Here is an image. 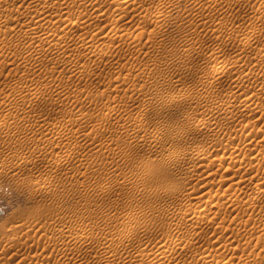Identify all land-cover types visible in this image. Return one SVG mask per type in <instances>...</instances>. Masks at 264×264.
Instances as JSON below:
<instances>
[{
    "label": "rangeland",
    "instance_id": "374dc122",
    "mask_svg": "<svg viewBox=\"0 0 264 264\" xmlns=\"http://www.w3.org/2000/svg\"><path fill=\"white\" fill-rule=\"evenodd\" d=\"M68 1L66 18L82 19L84 0ZM96 1L112 10L124 5ZM4 3L0 19L27 13L30 20L51 0ZM60 10L56 4L52 14ZM109 21L92 14L66 34L77 42L80 33L100 30L96 44L108 49L92 57L80 55L76 43L66 54L48 43L34 53L38 41L9 35L13 56L0 57V264H20L2 255L7 234L27 241V261L49 255L56 234L44 249L29 247L45 229L56 233L57 219L66 226L58 240L66 262L149 264L156 245L178 239L189 246L177 253L187 264L205 250L194 264H264V196L255 209L246 203L264 183V0H144L118 31ZM14 25L10 19L3 28ZM21 63L42 69L25 73ZM63 117L66 125L54 126ZM40 119L48 128L36 125ZM198 150L209 156L194 161ZM207 182V207L232 192L242 197L206 215L191 245V221L178 229L179 209L156 190ZM142 247L147 259L137 254ZM109 254L116 258L96 262Z\"/></svg>",
    "mask_w": 264,
    "mask_h": 264
},
{
    "label": "bare ground",
    "instance_id": "6f19581e",
    "mask_svg": "<svg viewBox=\"0 0 264 264\" xmlns=\"http://www.w3.org/2000/svg\"><path fill=\"white\" fill-rule=\"evenodd\" d=\"M1 1H4L6 3V6L10 5V0H0V2ZM37 1L38 0H26V2L29 5ZM95 1L96 0H84L83 8L85 10V14L82 17V19H78V20L66 18V10H63V8H66V6L68 5L69 3L68 0L67 1L64 0L62 3H58L56 0H51V3H49L48 5L42 6L41 12L38 15L32 16L30 20H27L28 19L27 13H22L21 15H18L14 18H10L6 16L4 19H0V57L1 56L3 57L4 55H5L4 57H7L6 53H8L7 55H9L10 53L9 57L13 56L15 49H14L13 39L10 38L9 35H17L21 38V37H25L26 34L30 42L38 41L36 47L33 49L34 53H37L39 49L44 46V44L48 43L51 45H55L58 48L57 50L58 54H61V53L66 54V50L73 43H76V48L79 51L80 55H88L89 57L97 56L98 54H101L102 52L108 49L107 46L96 44L102 38L100 30L94 29L93 31L89 33L88 32L80 33L78 35L79 40L77 42H75V35L68 39L66 37V34L73 33L74 31L81 29L90 19L92 14H94L97 18L110 19V21L108 22L110 26L109 30L118 31L119 30V24H118L119 20L124 18V16L126 15V13H128L130 8L134 7L137 4L142 3L144 0H122L124 2V5L122 7H117L114 10L111 9V5L106 7L103 4L101 5L99 3L100 4L99 5L95 3ZM116 1H120V0H115L114 2ZM56 4L59 5L61 10L59 12H55L54 14H52ZM10 19L14 22L15 25L10 27L9 31H6L3 28V26L8 21H10ZM134 31L137 32L138 28H136ZM13 63H14L13 58H11V60L7 61L5 67H7L10 71L14 68ZM18 68L19 70L24 71L26 73L32 68L36 70L42 69V64L38 63V64H32L31 66H29V63H21L18 65ZM2 69L5 70L4 67ZM15 75L16 74H13V80H14V77H16ZM7 79L9 81L12 80V78H7ZM16 80L17 79H15V81ZM27 89L28 88H26L25 90ZM1 90H0V103L2 102L3 98L6 97L5 94L1 93ZM26 95L27 93L21 94V98L24 99ZM37 97H39V95ZM1 123H2V120H0V124ZM48 124H49L48 121H46L45 119L36 120V125L40 127L41 129L48 128ZM54 124H55L54 126L58 125V126L64 127L66 125V118L65 117L56 118L54 121ZM181 153H184V151H182ZM206 153L204 150H198L195 153L193 160L199 161V160L204 159V157L206 156ZM203 172L206 173L205 174L206 178H209V176L207 175L208 173L207 170H203ZM207 184L208 182L205 185H203V187H201L200 189L193 188L190 191H183L174 185H171L164 189L162 188V189L156 190V193L160 195L162 198L163 197L165 198V196L167 197L166 198L167 201L165 202V205L167 207L172 208L173 210L179 209L178 212H174V214L176 215V217H174V220H176V222H173L175 223V226L178 229H180L179 224H184L183 220H185V223H187L188 220L191 221L190 226H192L193 231L191 233V236L189 237L190 240L188 238L187 241L185 242V243L190 242L191 245L194 244V240H193L194 232L199 224H201L202 222H205L204 219L206 215H209L210 213L217 214L220 212L223 206L233 205L235 200L240 199L242 197V194L232 192L227 197H224V196L220 197L215 205V209L213 207H207L206 202L201 201L203 199V196L205 195L212 197L211 195L212 189H208ZM180 195H183V197H179ZM261 196H264V183L258 182L254 185L252 193L247 197L246 203L248 204V207H250L251 209L257 208V202ZM198 198H201L200 201H196ZM188 206H192L191 211L188 213H181V211L186 209ZM54 225L58 226L55 229L56 233H54L53 230L45 229V232L40 234L39 238L29 247L30 250L37 251L39 246L43 245L42 249H44L46 248L44 246V242L49 241L52 233L53 235L56 234V236H54V245L51 247L50 246L47 247L49 249V255H45L42 258L32 259L30 261H27L26 255H24L23 254L24 252L21 251L22 244L24 246V244H27V241L24 242L25 240L23 239L22 236H20L19 238H16L14 234H7L6 236H4L5 237L4 240L8 242V245L3 247L2 255H7L9 257V260L13 258L18 259V262L20 264H49L48 259L50 257H55L57 255H59L62 258V260L56 264H89L87 259H83V258H79L73 262H66V254H67L66 246L58 245V240L66 236V226L62 223L60 219H57ZM183 231L184 230H182V232ZM182 232H180V234ZM26 235H29V233L27 232ZM184 235H185L184 238L186 239V234ZM188 236H189V233H188ZM180 237H182V235ZM182 243L180 240L176 239L173 241L167 240L166 242L161 243L158 246L156 245V249H153V253L151 255L152 257L150 259H147L150 256V251L144 247H142V249H140L137 254L143 255V257H145L144 259L149 260V264H187L188 262L185 263L186 260L185 262L184 261L182 262L181 260L178 259V256H177V253H179L180 249L181 250L183 249L184 251L185 247H189L188 245L184 247ZM206 257L207 256H206V250H205V251H202L200 254H198V256H196L195 258L196 260L197 259L202 260V259H205ZM115 258L116 256H114L113 254H109L106 256H102L99 259L96 258V262L105 263ZM103 260H106V261H103ZM196 260H194V263L196 262Z\"/></svg>",
    "mask_w": 264,
    "mask_h": 264
}]
</instances>
